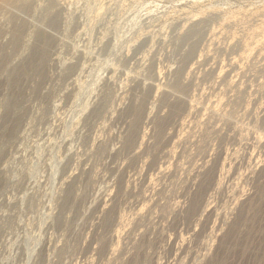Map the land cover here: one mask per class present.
<instances>
[{"label": "rangeland", "instance_id": "374dc122", "mask_svg": "<svg viewBox=\"0 0 264 264\" xmlns=\"http://www.w3.org/2000/svg\"><path fill=\"white\" fill-rule=\"evenodd\" d=\"M263 31L264 0H0V264H264Z\"/></svg>", "mask_w": 264, "mask_h": 264}, {"label": "bare ground", "instance_id": "6f19581e", "mask_svg": "<svg viewBox=\"0 0 264 264\" xmlns=\"http://www.w3.org/2000/svg\"><path fill=\"white\" fill-rule=\"evenodd\" d=\"M264 32V31H263ZM263 32H261V33H263ZM264 34H262V36H263ZM251 36H252V34H251ZM253 38V37H252ZM263 38H264V36H263ZM258 39V38H257ZM263 40V39H262ZM259 41V40H258ZM259 42H261V40L259 41ZM263 43V45H264V42H262ZM249 44V43H248ZM260 45H262V44H260ZM257 46V45H256ZM116 49V48H115ZM254 49V48H253ZM263 49V48H262ZM256 50V49H255ZM251 51V50H250ZM247 52V51H246ZM261 52V51H260ZM252 53V52H251ZM248 54V53H247ZM246 55V54H245ZM252 55V54H251ZM247 56V55H246ZM261 56H262V54H261ZM201 59V58H200ZM242 63V62H241ZM34 65V63H33V61H29L25 66H22V68L20 69V70H18V72L16 73V74H14L13 75V77H12V79H11V82H12V84H14V85H17V83H19V79L22 77V75H25L26 73H27V71H28V69H29V67H31V66H33ZM243 65V64H242ZM244 70V69H243ZM160 76V75H159ZM157 87H158V85H157ZM196 101V100H195ZM79 102V101H78ZM15 108H17V103H16V101L15 100H12L11 102H10V104H9V110H13V109H15ZM197 108V107H196ZM194 110V109H193ZM207 110V109H206ZM14 111V110H13ZM191 112V111H190ZM9 113H11V111L9 112ZM10 116V115H9ZM11 117V116H10ZM6 122H8V120L6 121ZM187 122H189V121H187ZM184 123H186V122H184ZM9 125V124H8ZM7 125V126H8ZM185 127V126H184ZM184 129V128H183ZM222 179V178H221ZM205 180V179H204ZM220 181V180H219ZM221 182V181H220ZM220 182H218V184L220 183ZM222 183V182H221ZM205 206H207V205H205ZM207 209V208H206ZM205 209V210H206ZM203 211V210H202ZM205 212V211H204Z\"/></svg>", "mask_w": 264, "mask_h": 264}]
</instances>
